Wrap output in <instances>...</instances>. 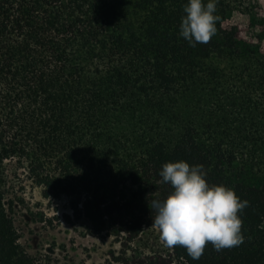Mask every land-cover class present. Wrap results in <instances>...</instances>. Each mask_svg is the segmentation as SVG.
<instances>
[{
  "label": "trees",
  "instance_id": "trees-1",
  "mask_svg": "<svg viewBox=\"0 0 264 264\" xmlns=\"http://www.w3.org/2000/svg\"><path fill=\"white\" fill-rule=\"evenodd\" d=\"M186 2L0 0V264H52L19 243L10 177L45 199L70 197L91 222L126 215L119 235L136 237L155 227L151 201L171 191L161 166L179 160L249 201L244 240L206 244L198 260L172 246L144 264H264V186L231 178L235 162L264 174V59L231 19L255 14L263 38L264 19L258 0H218L214 62L194 67L178 34ZM223 98L229 113L218 117Z\"/></svg>",
  "mask_w": 264,
  "mask_h": 264
},
{
  "label": "rangeland",
  "instance_id": "rangeland-1",
  "mask_svg": "<svg viewBox=\"0 0 264 264\" xmlns=\"http://www.w3.org/2000/svg\"><path fill=\"white\" fill-rule=\"evenodd\" d=\"M258 16L264 19V0H258ZM231 24L237 29L238 39L243 46H258L259 54L264 59V38L260 33L261 25L255 14L243 15L235 13ZM262 36L260 41L255 38ZM212 42L188 47L185 59L194 67H201L214 62ZM222 67H225L221 65ZM205 103L211 105L210 94L198 91ZM222 99L220 110L216 115L228 114L229 108ZM217 106V105H215ZM9 173H14L15 163L7 162ZM232 180L245 184L264 186L263 172L241 167L235 162ZM260 170L264 171V167ZM20 172V171H19ZM8 186L11 189L9 199L12 200L10 215L20 239L19 243L25 251L41 260L52 264H144L148 258L156 255L168 258L170 247H166L160 239L156 227H143L136 237L123 233L119 235V221L126 218L112 216L105 220L89 221L78 216L71 208L72 199L66 195L48 200L42 197L41 189L25 178L10 177ZM80 209V204L78 205Z\"/></svg>",
  "mask_w": 264,
  "mask_h": 264
},
{
  "label": "clouds",
  "instance_id": "clouds-1",
  "mask_svg": "<svg viewBox=\"0 0 264 264\" xmlns=\"http://www.w3.org/2000/svg\"><path fill=\"white\" fill-rule=\"evenodd\" d=\"M218 0H187L179 23V36L191 47L207 44L215 35ZM160 183L170 186L164 198L151 201L155 216L151 222L166 247L182 246L188 256L198 260L206 244L216 251L239 246L240 213L249 201L223 184L206 182L203 165L186 161L165 162L159 172Z\"/></svg>",
  "mask_w": 264,
  "mask_h": 264
}]
</instances>
